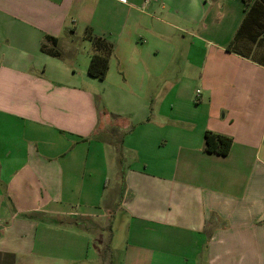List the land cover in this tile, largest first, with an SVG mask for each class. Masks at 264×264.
I'll use <instances>...</instances> for the list:
<instances>
[{"label": "crops", "instance_id": "1", "mask_svg": "<svg viewBox=\"0 0 264 264\" xmlns=\"http://www.w3.org/2000/svg\"><path fill=\"white\" fill-rule=\"evenodd\" d=\"M245 15L243 0H0V264H264V65L228 51ZM88 33L113 43L105 80ZM120 213L135 237L106 261L102 221Z\"/></svg>", "mask_w": 264, "mask_h": 264}, {"label": "trees", "instance_id": "2", "mask_svg": "<svg viewBox=\"0 0 264 264\" xmlns=\"http://www.w3.org/2000/svg\"><path fill=\"white\" fill-rule=\"evenodd\" d=\"M243 1L246 6V15L233 41L230 43L228 51L264 65V0ZM86 38L92 42L94 49L88 68V75L95 79L105 80L114 51L113 43L103 38H96L91 33H88ZM245 41L251 43L249 49L242 47V43ZM57 42L56 39L48 37L46 43L42 45V50L48 52L53 57L62 58L63 54L57 48ZM48 44L51 47L48 48ZM252 46L258 47L253 49ZM261 47H263L261 54L257 53L258 48ZM205 143L206 152L226 156L231 150L233 141L226 136L206 132Z\"/></svg>", "mask_w": 264, "mask_h": 264}, {"label": "rangeland", "instance_id": "3", "mask_svg": "<svg viewBox=\"0 0 264 264\" xmlns=\"http://www.w3.org/2000/svg\"><path fill=\"white\" fill-rule=\"evenodd\" d=\"M251 46V43L248 41H245L242 43V47H246V49H249ZM258 47V46H257ZM256 46H252L253 49L257 48ZM259 50L257 51V53L261 54V51L263 50V47L258 48ZM114 146V150H115V154L117 155V160H122L124 155L127 156L126 153H124L121 149L120 146H118L116 143H113ZM113 148V147H112ZM123 163V160H122ZM122 170V169H121ZM124 173V172H122ZM116 178V177H115ZM114 183L118 182L117 180L113 181ZM116 190L118 191L119 188L116 187ZM120 190H122V187H120ZM120 197H122L121 192H120ZM102 223H104L105 226L107 227H112L113 228L110 230V234L111 236H106V238H109L108 240V245H106L104 247V260H108L110 258V253H109V249L111 248H115V249H119L122 248L123 246H127V243H129V239L131 238L133 240V238L135 236H130V226L133 225L130 224V220H128L127 218L124 217L123 213H120L117 217H110L109 219L103 220ZM90 229H93L95 227V225H87ZM94 231V229L92 230ZM170 238H172V236H170ZM131 242V241H130ZM95 243V241H94ZM175 247L173 248L174 251H176V245H174Z\"/></svg>", "mask_w": 264, "mask_h": 264}, {"label": "built area", "instance_id": "4", "mask_svg": "<svg viewBox=\"0 0 264 264\" xmlns=\"http://www.w3.org/2000/svg\"><path fill=\"white\" fill-rule=\"evenodd\" d=\"M3 226V224L0 222V228Z\"/></svg>", "mask_w": 264, "mask_h": 264}]
</instances>
